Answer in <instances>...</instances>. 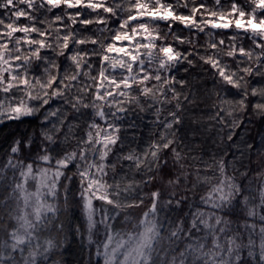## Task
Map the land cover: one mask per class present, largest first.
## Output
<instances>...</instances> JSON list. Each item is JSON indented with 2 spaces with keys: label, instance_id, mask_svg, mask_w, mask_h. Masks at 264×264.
<instances>
[{
  "label": "clouds",
  "instance_id": "obj_1",
  "mask_svg": "<svg viewBox=\"0 0 264 264\" xmlns=\"http://www.w3.org/2000/svg\"><path fill=\"white\" fill-rule=\"evenodd\" d=\"M0 264H264V0H0Z\"/></svg>",
  "mask_w": 264,
  "mask_h": 264
}]
</instances>
